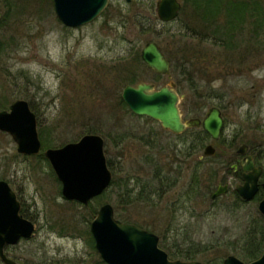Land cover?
I'll use <instances>...</instances> for the list:
<instances>
[{"label": "rangeland", "instance_id": "obj_1", "mask_svg": "<svg viewBox=\"0 0 264 264\" xmlns=\"http://www.w3.org/2000/svg\"><path fill=\"white\" fill-rule=\"evenodd\" d=\"M157 1L113 0L94 22L70 28L58 18L53 0H0V111L9 109L18 99L27 100L37 115L39 133L42 128L46 136L50 133L52 148L79 141L86 134L101 135L115 180L89 205L69 200L44 155L50 147L43 146L39 155H24L18 152L12 136L0 130V180L10 183L23 203L24 213L35 224L32 237L6 248L18 264H101L103 259L95 242L92 244L90 232L91 221L104 203L114 206L117 218H129L157 234L166 252L169 250L162 240L172 245L193 238L202 252L191 260L202 264H216L220 259L223 263L229 255L242 259L239 253L246 241H251L249 234L260 230V220L263 226L257 199L239 202L228 192L212 200L211 194L219 180L229 177L233 188L241 182L226 168L241 144L264 146V13L252 55L241 60L237 74L227 77L220 72L225 71L222 63L229 59L228 51L213 42L187 36L186 20L190 24L195 21L191 10H183L173 22L159 21L156 25ZM135 14L151 21L152 30L142 33L135 22L140 18ZM248 25L252 30L253 22ZM151 41L178 59L184 50L200 56L201 64L208 69L201 91L225 94L224 99L214 94L213 101L205 100L200 105L201 99L186 81L178 86L184 94L181 107L186 118L204 117L214 104L223 106V140L205 141L215 144L219 155L216 160L207 158L199 164L203 146L195 147L199 144L195 130L176 136L158 121L119 105L117 96L125 87L119 83L132 69L140 75L139 81L154 82L159 87L183 78L180 62L176 73L160 77L143 65H128ZM88 127L101 132L87 133ZM192 145L196 151L189 158L187 150ZM161 169L174 171L169 176L179 181L175 188L160 198L153 193L148 201L120 203L127 179L137 191V179L146 183ZM194 175H199L201 186L197 196L193 189L189 197L186 187ZM210 176L215 177L211 191L205 187ZM0 264L4 263L0 260Z\"/></svg>", "mask_w": 264, "mask_h": 264}, {"label": "water", "instance_id": "obj_2", "mask_svg": "<svg viewBox=\"0 0 264 264\" xmlns=\"http://www.w3.org/2000/svg\"><path fill=\"white\" fill-rule=\"evenodd\" d=\"M53 1L58 18L64 25L72 28L93 22L109 3V0ZM181 9L180 0H159L157 3V15L163 22L175 20ZM141 56L148 68L171 76V60L156 41L146 43ZM121 95L132 112L157 120L164 129L176 134H181L188 128L202 126L217 140L224 127V118L218 107L210 108L203 120L198 117L184 119L181 108L184 94L179 93L174 80L160 87L148 81L128 84ZM0 130L12 136L19 153L39 155L42 152L38 118L27 100L18 99L9 109L0 111ZM248 149L247 144L238 148V153L245 156L242 159L244 183L238 184L236 189L246 200H251L260 189L263 167L256 166L252 155L247 154ZM215 151V146L209 144L205 154L210 155ZM44 155L62 183L64 197L69 200L88 205L111 185L113 173L107 163L105 139L101 135L86 134L79 141L61 147L46 148ZM262 187L264 190V182ZM220 193L222 188L215 191L212 197L215 198ZM259 210L264 216V195L259 202ZM34 231V222L21 214V201L16 191L8 181L0 180L1 261L4 264H17L6 254V247L18 243L21 238L32 237ZM91 232L97 251L108 264H202L199 260L171 259L160 247L157 234L117 218L111 203H105L99 208L91 221ZM222 264H264V251L252 262L229 255Z\"/></svg>", "mask_w": 264, "mask_h": 264}, {"label": "trees", "instance_id": "obj_3", "mask_svg": "<svg viewBox=\"0 0 264 264\" xmlns=\"http://www.w3.org/2000/svg\"><path fill=\"white\" fill-rule=\"evenodd\" d=\"M251 6V11L249 10ZM191 10V15L195 21L190 24L186 20L187 23V36L191 38H197L201 42L210 41L214 44L218 45L221 48H224L228 51V60L225 63H222L224 68V72H220L221 75L232 76L237 74V71L240 70L242 66L241 60L247 59V57L251 56L253 53V49L256 46V40H258L259 29L263 28L259 22H261V14L264 13V0H183V8L184 10ZM181 11V12H182ZM256 13V14H255ZM136 17L140 18V20L135 21L142 33H147L152 30V22L145 21L143 18L141 19V14H135ZM190 15V16H191ZM257 17V18H256ZM149 18L147 17V20ZM251 19V20H248ZM253 22V28L250 31L248 23ZM155 24L158 25V19H155ZM170 23V22H168ZM167 24V23H166ZM165 24V25H166ZM246 30H248V34H246ZM247 35V38H245ZM245 46V51L242 52V47ZM168 58L171 60V73H176L177 67L179 66V62L181 66L179 69L181 70V75L183 78L177 79L175 82L177 86L181 87V83L184 81L190 86L191 89H194L196 96L201 99L200 105H204L206 103L205 100L213 101V95L217 94L215 91L211 92L207 89L205 94L201 91V87H203V79L208 72V69L205 68L201 62L199 57L194 55L191 50H184V53L178 58L176 55L166 51L164 49ZM200 51V50H199ZM200 54V53H199ZM239 54V57L237 55ZM240 54L242 55L240 59ZM199 59V60H198ZM136 64L135 67L144 66L147 68L146 63L143 61L141 56V51L138 50L136 56L133 58L132 62H128V65ZM227 66V69H226ZM239 67L238 70H234L235 67ZM134 67V68H135ZM177 68V69H176ZM160 77V74L155 73ZM141 79L140 75L137 73L136 69H132L129 71L126 76L121 80V84H136ZM204 88V87H203ZM219 98L224 99L225 94L219 95ZM118 97V103L121 108L131 111L128 105L123 100L122 96ZM218 106L223 107L220 103L216 104ZM198 134V142L195 147L200 145H204L205 141L209 138V135L205 132L195 130ZM87 133H98L101 130H98L94 127H88ZM50 134V133H49ZM49 134L45 133V130L42 128L40 130V137L42 140V144L45 147L52 146L51 140L49 138ZM125 136H121L123 139ZM232 143V142H231ZM252 144V143H251ZM253 147L255 144H252ZM261 154L257 155V160L260 164H264V146L260 145ZM169 176V175H168ZM197 177H194V191L195 196L199 193L200 184L197 182ZM157 180V182H156ZM168 187L172 186V182L170 181V177L167 178ZM115 181V180H114ZM114 181L112 184H114ZM199 181V180H198ZM129 180L124 183L122 186L123 191L120 194V203L124 205H129L135 201H148L150 199L151 194L159 193L161 187L166 185V181L160 178V174L153 173L151 179H148L146 183H139L137 179V187L139 188L136 191V187L129 186ZM207 190L211 191L209 187H206ZM165 188H163V191ZM100 197V196H99ZM98 199V197L96 198ZM96 211V210H94ZM264 219L263 217H261ZM123 221L130 222V219L123 218ZM263 221V220H262ZM261 222V220L259 221ZM257 222V226L260 229L257 233H250L249 237L252 235L251 241H246L243 251H241L240 256L246 262L253 261L261 256L264 250V224L262 226L261 223ZM250 231V230H249ZM91 233V232H90ZM249 233V232H248ZM92 236V234H91ZM166 239V238H165ZM92 244H94L93 236L91 237ZM169 241L162 240V245L164 244L166 248H168V253L171 258H180L191 260L193 259L198 252H202L198 248L196 241L193 238H185L183 242H175V244L170 245ZM161 245V246H162ZM95 247V245H94ZM222 260L216 264H221ZM101 264H107L105 261H101Z\"/></svg>", "mask_w": 264, "mask_h": 264}, {"label": "flooded vegetation", "instance_id": "obj_4", "mask_svg": "<svg viewBox=\"0 0 264 264\" xmlns=\"http://www.w3.org/2000/svg\"><path fill=\"white\" fill-rule=\"evenodd\" d=\"M112 1L113 0H109V3H108V6L106 7V9L104 10V11H106L108 8H109V6H110V4L112 3ZM120 1H122V2H127V3H132L133 1H135V0H132V1H130V2H128V1H126V0H120ZM159 1V0H158ZM158 1H157V3H158ZM99 18V17H98ZM94 22V21H93ZM82 27V26H81ZM164 75V74H163ZM212 107H218L220 110H221V114H222V116H223V118H224V127H223V129H222V132H221V135H220V137H219V139H217V140H215V139H213L212 138V136L206 131V130H204V128L202 127V126H200V127H193V128H188V129H186L183 133H181V134H176V133H174V132H172V131H170V130H167V129H165L166 131H168V132H170V133H172V134H174V135H176V136H179V135H183L184 133H187V132H189V131H192V130H198V131H203V132H205V133H207L208 135H209V138L207 139V140H211V141H215V142H217V141H219L220 139H222L223 140V138H224V136H223V132H224V130H225V127H226V119H225V116H224V114H223V107H221V106H218V105H213V106H211L210 108H212ZM209 108V109H210ZM209 109H208V111H209ZM208 111L206 112V115L204 116V117H201V116H199V115H197V116H192V117H189V118H193V117H198V118H200V119H204L206 116H207V114H208ZM149 119H151V118H149ZM188 119V118H187ZM162 126V125H161ZM164 129V128H163ZM205 142L204 143V145H203V154H201V155H199L198 156V161H199V164L201 163V162H204L207 158H210L211 160L212 159H214V158H217V157H219V155L217 154V148H216V146H215V144H213L212 142ZM231 142H232V140L228 143V144H231ZM209 144H212L213 146H215V148H216V151L213 153V154H210V155H207V154H205V149H206V147L209 145ZM227 144V145H228ZM243 144H247V143H243ZM242 145V144H241ZM240 145V146H241ZM248 146H249V149H248V153L247 154H251L252 155V157L254 158V161H255V163H256V166H262L263 167V173H262V176H261V178H260V189H259V191H258V193L255 195V197L253 198V199H257L259 202L262 200V198H263V195H264V190H263V187H262V183L264 182V164H260L259 162H258V160H257V155H259V154H261V152H260V145H258L257 147H253L252 145H250V144H247ZM239 146V147H240ZM192 147H194L193 145L187 150V157H189V158H191V157H193L194 155H195V149L194 148H192ZM238 147V148H239ZM245 156L244 155H242V154H240V153H238V149H237V151H236V153H235V157H234V159L233 160H231V161H229V162H226L227 163V166H226V168H227V170H228V172H230V173H232L236 178H239V180H241V182L240 183H236L235 184V187L233 188V187H231L230 186V184H229V181H228V178L229 177H227V181H224V180H219L218 182H217V187H216V189L212 192V194H211V199L212 200H216V199H218L219 197H221L223 194H227L228 192H231V193H233L234 194V196H235V198L239 201V202H249V201H252L253 199H251V200H246L244 197H242L241 195H240V193L237 191V189H236V187H237V185L238 184H243L244 183V170H243V164H242V159L244 158ZM214 160H216V159H214ZM172 163H173V161H172ZM222 163V165H226V163L225 162H223V161H220V164ZM108 166H109V168H110V170L112 171V168H111V166H110V164H109V161H108ZM164 168V167H163ZM197 171H199V170H197ZM113 172V171H112ZM167 172H169L170 174H172L174 171L171 169V170H169V171H167ZM169 173H166V171H163L162 169H161V171L159 172V174H160V178L162 179V180H165L166 181V185L164 186L163 185V187H161V190L159 191V193H156V195H159V198L160 197H162L164 194H166L169 190H171L172 188H175L176 186H177V184H178V180H174V178H171L170 176H168L169 175ZM168 174V175H167ZM195 176V175H194ZM168 177H170V181L172 182V186H170V187H168V180H167V178ZM196 177L198 178L197 179V182L200 184V186H201V180H200V177H199V175H196ZM214 176H210L209 177V179H211L209 182H207V184L205 185V187H209V188H213V184H214ZM193 179V178H192ZM225 179V178H224ZM199 180V181H198ZM224 181V182H223ZM194 187V179L193 180H190V182H189V184L187 185V189H186V194L189 196V197H191V193H193V188ZM163 188H165V191L164 192H162L163 191ZM220 188H222V193H220L217 197H215V198H213L212 197V195L215 193V191H217V190H219ZM223 188H225L224 190H223ZM213 190V189H212ZM195 192V191H194ZM19 198V197H18ZM20 200V199H19ZM259 202H258V208H259ZM89 205V204H88ZM21 214L24 216V218H26V219H29V220H31L25 213H24V210H23V203L21 202ZM262 214V213H261ZM263 216V215H262ZM264 217V216H263ZM32 221V220H31ZM33 222V221H32ZM22 239H29V238H21L19 241H21ZM9 246V245H8ZM7 248V247H6ZM6 254L9 256V254L6 252ZM10 257V256H9ZM11 258V257H10ZM1 260V259H0ZM14 260V259H13ZM15 261V260H14ZM16 262V261H15ZM17 263V262H16ZM18 264V263H17Z\"/></svg>", "mask_w": 264, "mask_h": 264}]
</instances>
